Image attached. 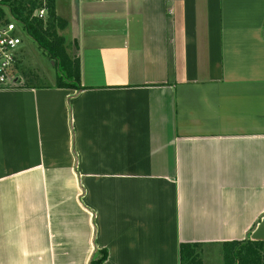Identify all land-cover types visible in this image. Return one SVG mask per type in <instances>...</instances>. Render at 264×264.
Masks as SVG:
<instances>
[{
  "label": "crops",
  "instance_id": "obj_1",
  "mask_svg": "<svg viewBox=\"0 0 264 264\" xmlns=\"http://www.w3.org/2000/svg\"><path fill=\"white\" fill-rule=\"evenodd\" d=\"M53 4L81 89L0 86V264L264 253V0Z\"/></svg>",
  "mask_w": 264,
  "mask_h": 264
},
{
  "label": "trees",
  "instance_id": "obj_2",
  "mask_svg": "<svg viewBox=\"0 0 264 264\" xmlns=\"http://www.w3.org/2000/svg\"><path fill=\"white\" fill-rule=\"evenodd\" d=\"M2 6L26 35L53 62L57 68L54 86L62 89L80 88L79 62L71 58L65 49L64 39L58 31L65 28L64 20L56 16L53 0H4ZM45 9V16L38 19L32 16L35 9ZM5 12L0 8V17ZM199 243H181L178 246L179 264H202ZM222 264H264L263 244L249 240L223 242L220 245ZM106 254L95 260L94 264L104 261Z\"/></svg>",
  "mask_w": 264,
  "mask_h": 264
},
{
  "label": "rangeland",
  "instance_id": "obj_3",
  "mask_svg": "<svg viewBox=\"0 0 264 264\" xmlns=\"http://www.w3.org/2000/svg\"><path fill=\"white\" fill-rule=\"evenodd\" d=\"M7 19L12 22L6 12ZM15 24V23H14ZM16 33L20 39L17 51L18 66L10 70V82L16 78L22 83L52 84L59 73L47 56L37 47V45L26 35L18 24H15ZM15 67V65H14ZM9 81V80H8ZM1 86V85H0ZM203 250V255H202ZM202 264H222L220 246L201 248Z\"/></svg>",
  "mask_w": 264,
  "mask_h": 264
},
{
  "label": "built area",
  "instance_id": "obj_4",
  "mask_svg": "<svg viewBox=\"0 0 264 264\" xmlns=\"http://www.w3.org/2000/svg\"><path fill=\"white\" fill-rule=\"evenodd\" d=\"M4 0H0V8L3 9L2 17H0V85H4L9 80L10 69L17 61V51L20 44V39L16 33L15 24L7 19L6 11L2 6ZM32 16L42 19L45 16V9L38 8L32 13ZM15 23V24H14Z\"/></svg>",
  "mask_w": 264,
  "mask_h": 264
}]
</instances>
